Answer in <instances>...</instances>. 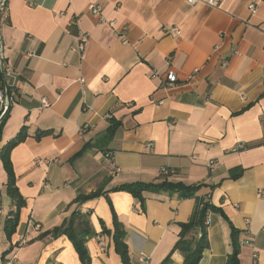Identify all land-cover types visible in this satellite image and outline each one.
Listing matches in <instances>:
<instances>
[{"label": "crops", "instance_id": "obj_1", "mask_svg": "<svg viewBox=\"0 0 264 264\" xmlns=\"http://www.w3.org/2000/svg\"><path fill=\"white\" fill-rule=\"evenodd\" d=\"M256 1H8L2 36L17 97L2 123L0 150L26 126L28 137L11 152L26 205L9 237L5 221L16 207L0 157V264H83L70 238L54 230L84 217L95 231L87 241L91 264H124L103 231L114 228L112 208L132 264L142 254L149 264L168 256L183 264L172 249L201 198L227 219L209 211L210 244L199 264H226L229 221L239 230L240 264H252L255 251L256 264H264V1L252 12ZM91 2L108 22L89 11ZM82 35L85 48L74 51ZM171 68L174 84L165 75ZM112 119L121 125L110 137ZM40 130L50 132L39 138ZM163 168L174 173L165 176ZM164 178L205 184L195 197L145 192L144 208L131 192L112 190ZM98 189L101 195L76 200Z\"/></svg>", "mask_w": 264, "mask_h": 264}, {"label": "trees", "instance_id": "obj_2", "mask_svg": "<svg viewBox=\"0 0 264 264\" xmlns=\"http://www.w3.org/2000/svg\"><path fill=\"white\" fill-rule=\"evenodd\" d=\"M121 125V122L112 119L111 125L108 128V135L112 137L116 130ZM2 126H0V136L2 132ZM49 130H40L37 133V137H41L45 134H48ZM28 137V132L26 126H23L19 132L9 140L0 150V157L2 158L4 167L8 173L7 178V194L12 199L15 209L10 211L9 216L5 221V230L7 235H11L16 231V228L20 222V211L22 207L26 205V200L19 191L16 185V174L13 168V163L11 160L12 150L21 142H23ZM80 154V153H79ZM205 183H194L186 184L182 181H172L167 178H164L160 181H135V182H126L119 184L112 188V190H125L131 192L136 198L141 201L142 207L145 206L146 196L145 192H177L182 198L185 197H195L197 191ZM102 194L101 190L93 191L89 194L79 193L76 200L78 202L87 200L90 198L97 197ZM113 209L114 214V228L113 230H108L104 227L105 232L112 234L113 240L115 242V248L117 252L121 255L124 264H132L129 246L126 242V229L124 225L118 220L117 214ZM209 211L220 212L224 218L227 219L226 214L220 207L213 205L208 200L201 198L199 204L193 212L192 217L187 222L180 223L181 230L179 233V239L175 243L172 252L180 251L184 256L183 264H199L200 260L203 257L204 251L209 247V238H208V225L206 223ZM79 211H75V216ZM231 226V242H232V251L228 254L226 264H240V241H239V230L229 221ZM201 232V235L198 236V233ZM55 234L64 233L70 240L73 242L79 257L83 264H91V255L87 247V241L90 237L95 234V231L88 219L84 217V220L80 221L78 225H75L74 218L67 224L56 228L54 230ZM171 257H166L162 264H173Z\"/></svg>", "mask_w": 264, "mask_h": 264}, {"label": "built area", "instance_id": "obj_3", "mask_svg": "<svg viewBox=\"0 0 264 264\" xmlns=\"http://www.w3.org/2000/svg\"><path fill=\"white\" fill-rule=\"evenodd\" d=\"M8 1L9 0H0V126L4 122V119L6 118V115L12 106V104L15 102L16 97H17V88L15 85L10 83L8 81V76L13 74V68L9 65L7 62V56L5 52V44L3 41V36H2V18L5 16V14L8 11ZM191 4H196L202 0H187ZM219 0H207V3L210 5H215ZM259 1H264V0H257L256 2H251L249 4V9L252 12H255L258 6ZM89 11L97 15L100 19L101 22H108L106 17L102 13V6L98 3L91 2L88 6ZM111 24L115 23V20L109 21ZM124 31L127 30V27L125 26ZM174 31L177 33H180L179 29L173 28ZM121 39L123 41H126L125 35L121 34L120 35ZM87 40L86 35H82L80 38V42L77 46L73 47L74 51H82L85 48V42ZM228 61H224V64H227ZM159 73L155 71L153 73V76L158 75ZM166 79L169 81L170 84H174L178 80V75L177 72L174 69H169L168 71L165 72ZM82 81H85V79H81ZM43 101V106H49L50 103L48 99L45 97L42 99ZM108 118L112 117V114H107ZM90 125L88 123L84 124L81 128L80 131L83 133L86 128H88ZM154 143L152 141L148 142L146 146L148 148H152ZM239 147H243V145H239ZM52 161L50 159H36V164L37 165H43V164H50ZM208 165L210 167H214L215 163L214 161H209ZM174 173V170H171L169 168H163L162 169V174L165 176L171 175ZM2 213V209L0 208V215ZM34 228L36 230L41 229V224L36 223L34 225ZM252 245L253 243L250 242ZM258 260V253L255 251L253 253V263L256 264ZM150 259L147 255L142 254L139 258L138 264H149Z\"/></svg>", "mask_w": 264, "mask_h": 264}, {"label": "rangeland", "instance_id": "obj_4", "mask_svg": "<svg viewBox=\"0 0 264 264\" xmlns=\"http://www.w3.org/2000/svg\"><path fill=\"white\" fill-rule=\"evenodd\" d=\"M6 199H8V198H6ZM9 201V199L7 200V202ZM5 205H4V203H3V207H4Z\"/></svg>", "mask_w": 264, "mask_h": 264}]
</instances>
